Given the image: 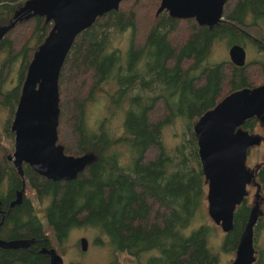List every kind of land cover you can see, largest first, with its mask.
<instances>
[{"label":"trees","instance_id":"1","mask_svg":"<svg viewBox=\"0 0 264 264\" xmlns=\"http://www.w3.org/2000/svg\"><path fill=\"white\" fill-rule=\"evenodd\" d=\"M27 1L0 0V27L22 14ZM159 4L160 0H121L116 9L97 16L76 35L58 77L56 144L66 154L91 158L69 180L49 179L27 163L22 165V176L39 199L47 200L46 225L57 241L71 227L89 225L108 237L113 253L127 252L139 264H216L207 243L210 225L201 223L184 232L201 208L206 190L193 122L232 90L264 82V59L243 65L229 59L206 62L220 39H227L229 45H244L247 39L264 55V29L259 22L264 20V0H225L221 19L211 26L166 10L157 13ZM52 26L44 15L28 12L0 37V124L8 140L5 143L0 136V187L8 178L10 193L22 182L9 159L11 120L28 65ZM126 30L130 39L123 54L110 44L116 33ZM109 78L117 84L110 95L112 109L127 103L121 141L129 149V166L120 165L118 140L104 121L94 129L86 122L87 103ZM179 117L185 120L187 138L168 148L162 128ZM258 124L252 116L242 126L252 129ZM257 165L256 180L264 190V163ZM246 199L235 207L233 227L224 234V250L236 248L250 208ZM21 206L10 208V224H29L31 235L38 239L45 232L43 222L27 199ZM258 220L255 243L261 229ZM36 246L12 249L13 254L0 251V263L8 257L12 263L49 264ZM151 250L158 253L145 256ZM256 258L253 264H264L260 251ZM110 263L117 264L115 255Z\"/></svg>","mask_w":264,"mask_h":264},{"label":"water","instance_id":"2","mask_svg":"<svg viewBox=\"0 0 264 264\" xmlns=\"http://www.w3.org/2000/svg\"><path fill=\"white\" fill-rule=\"evenodd\" d=\"M121 0H29L25 11L9 25L0 27V36L25 13L44 15L53 26L34 53L21 87L11 128L14 147L10 157L19 174L27 163L45 177L69 180L81 171L90 155H69L56 144L58 124V77L65 57L76 35L89 27L95 18L116 9ZM225 0H160L156 10H166L176 17H194L199 24L213 25L222 17ZM229 60L235 65L246 62L243 44L228 47ZM255 116L264 128V82L253 87H240L223 96L213 107L205 110L193 123L201 169L207 184L206 201L209 217L227 233L233 227L235 207L247 197V185L255 188L254 200L240 232L234 257L229 264H252L255 259L254 225L262 213L257 197L259 183L255 168L247 165L249 148L264 139L249 132L242 124ZM23 178V177H22ZM25 179H22L24 187ZM21 190L10 206L21 201ZM34 238L0 239V246L26 247ZM80 248L86 250L88 239L79 238ZM50 255L49 264H63L54 247L40 249Z\"/></svg>","mask_w":264,"mask_h":264},{"label":"rangeland","instance_id":"3","mask_svg":"<svg viewBox=\"0 0 264 264\" xmlns=\"http://www.w3.org/2000/svg\"><path fill=\"white\" fill-rule=\"evenodd\" d=\"M264 29V20L259 21ZM129 30L123 31L121 33H116L111 40V48L115 47L120 49L123 54L126 53V50L129 46ZM244 46L246 49V61L254 59H264L262 52H257L255 46L249 41L244 40ZM228 41L227 39H220L214 42L209 55L207 56L206 62H217L223 59H229L228 55ZM16 69L12 71L11 76L16 77ZM101 90H98L95 99L87 103L85 108L86 112V122L87 125L94 129L102 121H104V126L109 130L110 134L117 139L116 150L118 153V161L122 166H129L131 163L129 149L127 148L126 142L121 138L124 135V113L127 107V103L121 108L112 109L111 103V94L117 87V84L113 78L107 79L102 83ZM125 102V101H124ZM2 118H0L1 122ZM185 120L179 117L176 121L170 122L163 126L162 128V141L168 148H173L177 143L186 140L187 136L184 135ZM0 136L2 140L7 143V138L0 124ZM13 144V139L12 142ZM13 149L11 147V153ZM264 157V145H257L248 151L246 163L248 165H253L257 160ZM254 185H248V195L247 202L251 205ZM25 192L38 211L42 209V205L39 204V201L36 198V194L33 188L28 184V181L25 179ZM264 195V193H263ZM260 208L262 213L259 215V220L261 224V229L257 234L256 243L258 248L256 249V254L258 256L259 251L261 252V257L264 261V202L261 203ZM37 212L40 219L45 222L44 213ZM42 211V210H41ZM207 223L210 225L211 229L207 237L208 247L211 252L216 256V264H229L231 259L234 257V251L224 250L222 247V242L225 232L221 227L216 224L207 213V201H206V190L203 198V203L199 211L196 213L195 219L184 229L185 233H189L192 228L201 224ZM45 232L49 235L51 243L54 247H58L57 241L51 236V230L44 223ZM80 236H85L88 239V246L86 250H82L79 244ZM254 242V244H256ZM75 244L78 245V256L76 254H71L72 250H75ZM60 251L64 254L65 260L69 259L71 256H75L78 261H63V264H111L110 261L113 258V255L116 256L117 264H139L134 256L128 254L127 252L121 251L118 253H113L108 242V237L101 233L100 230L93 226H76L73 227L68 235L64 239V243L60 245ZM157 250L146 251L144 254L148 256L150 254H157Z\"/></svg>","mask_w":264,"mask_h":264},{"label":"flooded vegetation","instance_id":"4","mask_svg":"<svg viewBox=\"0 0 264 264\" xmlns=\"http://www.w3.org/2000/svg\"><path fill=\"white\" fill-rule=\"evenodd\" d=\"M1 37V36H0ZM230 46V45H229ZM14 116V115H13ZM200 116V115H199ZM198 116V117H199ZM197 117V118H198ZM196 118V119H197ZM195 119V120H196ZM194 120V121H195ZM11 123H12V120H11ZM194 123V122H193ZM259 123V121H258ZM11 127V126H10ZM12 129V128H11ZM249 132H256V133H259L262 137H264V128L263 126L259 123L258 125H256L254 128L252 129H247ZM14 132V131H13ZM196 142H197V139H196ZM263 144L264 145V139L260 142V144L258 145H261ZM254 146H257V145H254ZM252 146V147H254ZM12 149L14 147V136H13V144L11 145ZM11 147L9 149V159L11 160L12 164H13V160L12 158L10 157V155L12 154L11 153ZM250 147V148H252ZM249 148V150H250ZM13 152V151H12ZM197 152H198V146H197ZM199 156V155H198ZM264 158V157H263ZM264 159L262 160H257L252 166L251 165H248L252 168H255V173L258 172L259 170V167H257V163L261 162V163H264L263 162ZM14 165V164H13ZM125 170H128L127 168H124ZM23 177V176H22ZM24 178V177H23ZM22 178V179H23ZM25 179V178H24ZM255 180H256V176H255ZM257 181V180H256ZM2 184H1V187H0V239H3V240H10V239H15V238H23V239H30V238H34L35 240L30 242V244L26 247H17V248H10V247H3V246H0V251H2V254L3 253H7V254H13V252L11 251L12 249H18V248H22V249H29L30 246L35 243L37 246V251L42 253L43 255H45V260L46 261H50V255L47 253V252H42L40 251V249L42 247H46V248H50V247H54L51 243V239L49 237V235L47 234V232H44V234L42 236H40L38 239L31 233H30V225L27 224L28 226L26 227H23V226H14L13 224H10V220L13 218V215H10L8 216V213H9V210L11 207H13L14 205H19V208H21V203L24 201V199H27L29 203L32 204V206L34 207L35 211L37 210L36 208V205L33 204V202L31 201L30 197H28L26 195V192H25V184H24V187H22V182H21V186L19 188H16L13 190L12 193H10L9 191V179L8 178H4L2 179ZM258 182V181H257ZM204 183L206 184L205 182V179H204ZM259 183V182H258ZM29 184V183H28ZM250 185V184H249ZM30 186V185H29ZM255 187V186H254ZM32 188V187H31ZM247 188H248V185H247ZM256 188V187H255ZM18 190H21L22 192V195H21V201L18 202V203H15L14 205L10 206V202L12 200H14L16 197H17V191ZM35 191V190H34ZM206 191H207V184H206ZM254 192H255V189H254ZM254 192H253V198H252V202L254 200ZM264 190H262V188L260 187V184H259V195L257 197V200L259 202V205H261L262 202H264ZM248 195V194H247ZM36 198L37 200L39 201V204L42 205V209H40V213H44V217H45V209H46V206H47V200L45 199H39L36 195ZM42 210V211H41ZM24 211V210H23ZM22 212V211H21ZM37 213V212H36ZM38 215V214H37ZM8 216V218H7ZM21 213H20V217H21ZM19 215H18V219L20 218ZM40 218V217H39ZM258 220V219H257ZM42 221V220H41ZM43 222V221H42ZM44 223L46 224V220L45 222H43V229L45 227ZM73 227H71L68 231H67V235L68 233L70 232V230L72 229ZM25 229V230H24ZM27 230V231H26ZM50 230V229H49ZM22 234H26V235H22ZM66 235V236H67ZM52 236V235H51ZM81 237V236H80ZM65 239V238H64ZM64 239L61 240V241H57L58 243V247H54L56 252L58 254H60L63 258V261H78V257L76 258L75 256H71L69 259L65 260V257H64V254H62V252L60 251V245H62L64 243ZM78 245L75 244V250H72L71 251V254H76V256H78ZM256 257H257V254L255 253ZM1 256V255H0ZM2 263L0 264H21V263H12L13 259H9L8 257H2ZM257 259V258H256ZM255 259V261H256ZM254 261V262H255ZM253 262V263H254ZM252 263V264H253Z\"/></svg>","mask_w":264,"mask_h":264},{"label":"bare ground","instance_id":"5","mask_svg":"<svg viewBox=\"0 0 264 264\" xmlns=\"http://www.w3.org/2000/svg\"><path fill=\"white\" fill-rule=\"evenodd\" d=\"M14 133V132H13Z\"/></svg>","mask_w":264,"mask_h":264}]
</instances>
